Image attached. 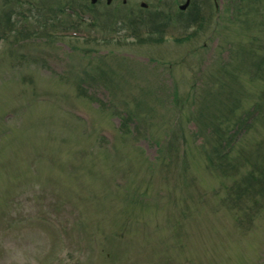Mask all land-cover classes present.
Segmentation results:
<instances>
[{"label": "rangeland", "instance_id": "obj_1", "mask_svg": "<svg viewBox=\"0 0 264 264\" xmlns=\"http://www.w3.org/2000/svg\"><path fill=\"white\" fill-rule=\"evenodd\" d=\"M32 1L11 2L26 39L0 41V264H264V68L247 50L264 55V0H199L203 29L185 0H72L53 23L69 35Z\"/></svg>", "mask_w": 264, "mask_h": 264}, {"label": "trees", "instance_id": "obj_2", "mask_svg": "<svg viewBox=\"0 0 264 264\" xmlns=\"http://www.w3.org/2000/svg\"><path fill=\"white\" fill-rule=\"evenodd\" d=\"M237 0H235V2H236ZM235 2L234 3H232L233 5L235 4ZM193 6L195 7L196 6V8H195V11H194V13H193V15L190 17V21L191 22H194V23H196V24H198V27H200V28H203L204 27V25L206 24V19H207V16H204L203 15V12H202V9L199 7V5L197 4V0H195V2H193ZM160 25V24H159ZM161 26V25H160ZM151 27H153V28H157V27H159V26H157V24L155 25H153V26H151ZM13 29V28H12ZM11 28L9 29V30H12ZM19 35H22L21 33H19L18 34V36ZM50 37H53L52 35H50ZM0 38H1V36H0ZM143 39V38H142ZM258 39V37H256V36H254L253 37V39L252 40H257ZM252 40H251V42H249L247 45H248V47H249V45L252 43ZM247 50H248V54L251 56V58L253 59V61L252 60H249L248 59V62H250V65H256V66H260V68H264V65H262L263 63H264V55H262L261 57H258L257 59L254 57V51L252 50V48H247ZM222 84H224V83H222ZM81 85V84H80ZM83 86L81 85V88H82ZM250 111V110H249ZM249 111H245V112H249ZM258 112V111H257ZM255 114H257V113H254V112H252L251 113V115L249 114L248 116H247V123H245V124H249L250 122H251V117H253ZM135 120V117L133 116V114H132V112L131 111H129L128 113H126L125 114V116H123L122 117V122H121V126H122V128H125V130L127 131V132H129V128H130V126H131V122L132 121H134ZM181 136H182V138L183 139H185V137H184V134H183V132L181 133ZM227 148H229V147H227ZM226 149V148H225ZM224 149V150H225ZM228 151H229V149H228ZM183 153V152H182Z\"/></svg>", "mask_w": 264, "mask_h": 264}, {"label": "water", "instance_id": "obj_3", "mask_svg": "<svg viewBox=\"0 0 264 264\" xmlns=\"http://www.w3.org/2000/svg\"><path fill=\"white\" fill-rule=\"evenodd\" d=\"M95 1V0H94ZM110 1V0H109ZM189 3V0L186 2V4L182 5V8H185L186 5Z\"/></svg>", "mask_w": 264, "mask_h": 264}]
</instances>
